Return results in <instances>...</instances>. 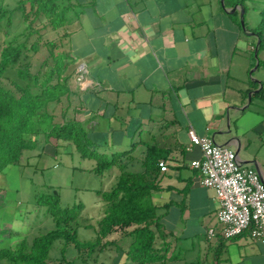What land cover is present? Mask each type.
Instances as JSON below:
<instances>
[{
    "label": "crops",
    "instance_id": "0c3cea01",
    "mask_svg": "<svg viewBox=\"0 0 264 264\" xmlns=\"http://www.w3.org/2000/svg\"><path fill=\"white\" fill-rule=\"evenodd\" d=\"M72 2L62 42L75 60L71 117L96 147L136 145L144 156L146 146L156 145L165 152L151 196L170 245L184 246L182 264H264V244L248 230L224 237L220 202L191 166L201 150L189 130L224 144L229 114L240 143L228 147L264 180V113L248 110L261 82L243 80L255 64L248 57L255 45L239 43L253 34L241 27L239 7L232 11L238 1ZM118 257L124 259L122 251Z\"/></svg>",
    "mask_w": 264,
    "mask_h": 264
},
{
    "label": "trees",
    "instance_id": "16d2710c",
    "mask_svg": "<svg viewBox=\"0 0 264 264\" xmlns=\"http://www.w3.org/2000/svg\"><path fill=\"white\" fill-rule=\"evenodd\" d=\"M73 5L72 0H15L13 6L0 1V171L18 163L25 150L42 141L53 143L59 155L77 153L92 160L96 173L112 175L113 180L109 189L97 191L105 207L96 226L84 225L95 227L90 240L78 239L79 213L60 205L55 188L35 192L33 204L54 224L45 232L41 224L46 219H38L25 231L4 227L0 206V264H50L49 249L59 237L91 255L102 238L118 229L128 231L129 239L125 248L117 247L124 259L112 264H182L181 252L167 240L151 196L158 188L165 152L156 145L146 146L144 156L140 148L136 153V145L123 151L96 147L69 113L75 60L64 52L62 42ZM251 30L259 39V51L264 44V10L258 28ZM262 92L263 87L256 94Z\"/></svg>",
    "mask_w": 264,
    "mask_h": 264
},
{
    "label": "rangeland",
    "instance_id": "374dc122",
    "mask_svg": "<svg viewBox=\"0 0 264 264\" xmlns=\"http://www.w3.org/2000/svg\"><path fill=\"white\" fill-rule=\"evenodd\" d=\"M0 1L9 6L15 3V0ZM233 1H238L244 7L245 28H258L264 10V0ZM237 17L238 21H241L240 12ZM241 39L240 44H243L246 39L253 40L255 47L259 40L255 34L253 36L242 34ZM262 39L264 43V33ZM248 57L250 61L256 63L254 53H250ZM258 59L261 61L258 68L249 75L248 72L254 68V64L244 74L243 80L249 86L254 85L255 80L263 84V92L254 95L248 110L258 109L264 113V44L258 51ZM239 71L240 68L237 72ZM59 150L64 152L68 151V148L59 147ZM57 151L53 143L40 141L35 149L25 150L18 163L0 171V206L4 209L3 218H6L3 226L25 231L38 219L40 221L46 219L41 224L44 228L42 232L51 229L54 225L51 218H46L33 203L37 189L50 191L55 188L60 197V205L75 208L79 213L75 221L78 239L90 240L95 236V227L87 228L84 225L91 223L96 226L103 215L105 204L97 191L109 189L113 176L110 175L107 178L96 173L92 160L83 159L77 153L59 155ZM29 211L32 213L27 216L26 212ZM8 239L3 237V240ZM128 239V231L114 230L102 238L95 251L88 255L86 250L78 252L71 241L59 237L51 244L49 261L50 264H111L120 261L118 256L121 251L117 247L125 248ZM179 250L181 254L186 252L183 251L184 246ZM80 256L84 259L79 258Z\"/></svg>",
    "mask_w": 264,
    "mask_h": 264
},
{
    "label": "built area",
    "instance_id": "2783aa9c",
    "mask_svg": "<svg viewBox=\"0 0 264 264\" xmlns=\"http://www.w3.org/2000/svg\"><path fill=\"white\" fill-rule=\"evenodd\" d=\"M192 144L201 150V158L191 166L202 175V184L214 190L220 202L217 218L223 224L225 238L248 230L264 244V180L256 169L240 163L235 151L206 136L189 130Z\"/></svg>",
    "mask_w": 264,
    "mask_h": 264
},
{
    "label": "water",
    "instance_id": "95a60500",
    "mask_svg": "<svg viewBox=\"0 0 264 264\" xmlns=\"http://www.w3.org/2000/svg\"><path fill=\"white\" fill-rule=\"evenodd\" d=\"M221 4L224 5V0H221ZM237 6L239 7L238 9L240 10V25L241 27L244 29L245 28V24H244V7L242 6V4H238L236 6H234L233 10L232 11H235L237 9ZM251 34H255L253 31L251 32ZM258 47H259V40L257 42V45L255 47V51H254V56L256 58V63H255V66L254 68H252L250 71H249V74L252 75L253 71L258 68V64H259V61H258ZM255 82L257 83L258 80H255ZM261 84H259V87L257 89H255L254 91L257 92L259 91V89L261 88ZM253 91H250L248 92V99H247V104L245 105L248 106V104L251 102V95H252ZM240 109H243V108H240ZM227 120H228V124H227V130L224 131L223 133L225 134H228V139L227 141L224 143V144H221V145H225V146H233L234 143H233V140H237L239 141L240 143V136L237 134L238 132V126H234V127H231L230 126V116L229 114H227ZM235 154L237 155L238 157V150H235ZM242 164V162H240ZM246 163H249V162H246ZM258 171V170H257ZM259 172V171H258Z\"/></svg>",
    "mask_w": 264,
    "mask_h": 264
}]
</instances>
